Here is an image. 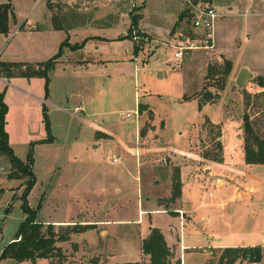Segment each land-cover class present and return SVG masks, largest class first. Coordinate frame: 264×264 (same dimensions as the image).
<instances>
[{
  "label": "rangeland",
  "instance_id": "obj_1",
  "mask_svg": "<svg viewBox=\"0 0 264 264\" xmlns=\"http://www.w3.org/2000/svg\"><path fill=\"white\" fill-rule=\"evenodd\" d=\"M134 1L136 5L133 0L79 4L68 8L63 18L58 8L56 20L49 19L46 0H14L30 23L40 17L44 25L54 20L68 25L41 39L23 30L13 39L1 37L7 41L0 63L35 64L37 57L39 62L56 58L47 83L44 77L0 76L8 146L20 161L29 156L33 160L35 183L26 205L37 210V221L52 224L60 235L72 227L79 229L56 243L58 256L35 264H99L102 257L107 264L138 258L146 264L138 232L149 230L148 214H139L145 193H152L149 180L161 166L177 169L191 162L193 173L181 183L188 198L184 202L192 205L191 221L182 228V239L191 250L183 255L182 264H216L225 247H264V165L245 163L242 129L247 116L264 137V88L257 84L264 77V0ZM188 2L213 6L221 16L215 21L213 48L184 51L180 68L175 69L173 44L179 45L180 37L173 43L163 29L172 32L180 10L190 15ZM231 4L233 11L228 10ZM142 14V27L151 39L138 24L132 27L131 17ZM188 16L175 25V33L198 34L201 44V34L186 22ZM90 35L93 38L86 39ZM40 40L50 48L37 51ZM59 41L66 43L62 51ZM93 59L105 62L85 68L82 62ZM227 60L232 72L221 90L222 77L206 79L207 68L223 66ZM244 66L250 77L239 86L235 68ZM0 73H5L1 64ZM205 84L219 96L216 103L203 108L184 99L201 93ZM139 104L146 108L139 112ZM206 118L215 122V128L205 126ZM93 125L115 134L117 140L98 142ZM218 128L221 160H209L213 163L204 168L190 153L201 159L204 154L215 156ZM110 153L121 156L122 173V163H111ZM9 172L10 165L0 157V253L27 217L25 182L9 177ZM115 172L119 177L112 175ZM219 179L225 185L221 182L216 188ZM165 187L160 180L155 194L164 195ZM200 203L207 206L198 208ZM124 220L140 221L120 222ZM84 221L97 227H84ZM103 229L106 235L101 234ZM0 264L14 262L6 259Z\"/></svg>",
  "mask_w": 264,
  "mask_h": 264
},
{
  "label": "trees",
  "instance_id": "obj_2",
  "mask_svg": "<svg viewBox=\"0 0 264 264\" xmlns=\"http://www.w3.org/2000/svg\"><path fill=\"white\" fill-rule=\"evenodd\" d=\"M189 14L187 11H183L177 19V23L185 19ZM190 15L186 22L190 24ZM140 16L133 15L132 27L137 26ZM10 21H15V15L13 13L12 6L8 0L7 3H0V34H8ZM193 35V34H192ZM128 37L132 36L128 34ZM66 43H62L59 50ZM58 56V55H57ZM55 56V57H57ZM56 59V58H55ZM55 59L51 58L46 62L35 64L24 63H0L3 67L5 77H44L46 83L48 82L47 72L53 68ZM232 72V63L227 60L223 66L210 65L207 68V77H215L220 75L222 77V84L220 89L223 90L226 84V79ZM257 84L264 88V77H260L257 80ZM210 85H204L201 93L195 94L192 97H186L185 100L196 98L198 100L199 107L206 104H213L219 99L217 94H212L209 90ZM146 107L143 104H139V112ZM7 108L3 102V93H0V157L4 158L10 165L9 177L21 178L25 182V191L23 194L24 205L23 210L27 213L26 219L20 224V227L15 235V238L9 243L0 253L1 260H12L14 264H20L29 261L33 264L38 259H51L59 255L60 248L56 246L57 242H63L69 239V235L73 232H77L79 229L67 230L63 234H58L54 231L52 224H45L37 221V210H32L26 205V197L32 189L35 179L32 172L33 160L29 156L26 162H22L17 159L10 147L8 146L7 132L5 131V116ZM243 132H244V159L245 163L264 165V137L260 136L254 129L252 122L245 116L243 118ZM46 127L48 126L47 118L45 116ZM205 126L215 128V125L209 120L205 119ZM220 128H218V134L216 137V148L218 153L215 156L204 154L203 158L215 162L221 160L222 146L219 142ZM142 130L140 135H144ZM50 141V140H49ZM181 182L179 179V172H175L172 178V194L168 201H174L180 196ZM82 229V228H81ZM141 253L147 257L146 264H181L180 260H175V254L173 250L167 245L165 238L158 228L150 229L149 234L141 242ZM117 264H141V262H124ZM216 264H264V247L260 246H248V247H225L221 250V254Z\"/></svg>",
  "mask_w": 264,
  "mask_h": 264
},
{
  "label": "crops",
  "instance_id": "obj_3",
  "mask_svg": "<svg viewBox=\"0 0 264 264\" xmlns=\"http://www.w3.org/2000/svg\"><path fill=\"white\" fill-rule=\"evenodd\" d=\"M99 1L100 0H91V1L90 0H46L47 10L49 13L48 17H49V19L53 18V19L57 20L58 17L55 18V16H54V9H58V8L61 9L60 15L63 18L64 15L67 14L66 10L72 6H78L79 4L80 5L83 4V5L87 6V5H92L95 2L101 3ZM186 1H188V0H186ZM7 2H8V0H0V3H7ZM9 2L12 6L13 13L15 15V21H10L8 34H6V35L0 34V50L2 49L5 41H7L11 36H12L11 38L13 39V36H16L22 30L25 33L35 35L36 37L42 38L43 36L49 35L50 33H57V32L59 33L61 31H65L66 27L68 26L67 24L65 25V24L55 22V20L53 23L51 21H49L48 24L44 25V24L40 23V17L36 21L30 23V22H28V19L26 17L24 18L23 15H21L19 13V10L17 9L16 4L14 3V0H9ZM133 2H134L133 5H136L134 0H133ZM142 5H144V3H142ZM115 9H117V10H115V13H119L118 12L119 7L117 6ZM228 10L229 11L235 10V6L233 4H231L230 6H228ZM81 11H82V9H81ZM85 11H88V10L85 9ZM181 11L183 12L184 10L183 9L180 10L179 14L177 13V17L182 13ZM65 17H67V15ZM144 19L145 18L142 14V17L138 23V28L143 34H145V36H147L151 39V38H153L152 35L149 32H147L146 30H144L142 27V21H144ZM176 22H177V18L175 19L173 25L171 26V31H172L171 33L172 34L171 33L168 34V29H163L164 35L167 38L171 37V38H169L171 40V42H173V43L177 42L176 41L177 37L178 38L180 37V39H177V40H180V42L185 41L186 38H189L191 40H196L198 38L197 37L198 34H193V37H192L191 36L192 34L191 35H184L183 33H181V31H179V32L176 31V33H175ZM195 32L197 33V31H195ZM198 33L200 34V32H198ZM1 37L7 38V40H4V39L1 40L2 39ZM89 38H93V36H91V35L87 36L86 39H89ZM98 38H100V37H98ZM59 42H60L59 44L61 46L62 42L61 41H59ZM37 46H38L37 51H43L46 48H50V45L45 46V43H43V42L41 43V40H40L39 44L37 43ZM60 46H59V48H60ZM173 46L175 47L176 45L173 44ZM188 51H190V50H188ZM184 54L185 53H183L182 59L184 58ZM38 60H40V59L37 57V58H34L32 60V62L33 63H41L42 62V61L39 62ZM103 62H105V61L93 59V60H85L82 63H84L85 68H88V65H90V64L96 65V64H102ZM236 69H238L237 76H238L241 69H246L250 74L249 67L244 66L242 68H235V71H236ZM102 94L104 95L105 92L102 91ZM194 94H196V93H194ZM186 97H190V96H186ZM191 100L198 102V100L196 98L191 99ZM207 105H210V104L203 105L202 107L204 108ZM75 109H79V107L76 106ZM212 123L215 124V122H212ZM93 127H95L97 129V130L96 129L95 130L93 129V130H94V132L98 133V136H97L98 142H102L105 139L109 140V141L117 140V136L115 134H112L109 132H103V130L101 131V129L99 127L94 126V125H93ZM161 141L163 142V140H161ZM92 148L95 149V148H97V146L93 145ZM190 155L193 156V159H196L197 161H201V164H203L204 168L207 166H210L213 163V162L206 160L204 158L201 159L199 157L198 153H196V152L191 151ZM112 156H116V157L120 158V161L118 163H114V164H121L122 163V159H121V156L119 154L110 153L111 158H112ZM173 156H174V152H173ZM191 164L194 165L192 162H191ZM192 165L179 167L177 169L176 168L171 169L170 167H167V166H161L158 170H155L156 172H155L153 179L149 180L150 185L148 186V189L151 190L152 193H147V192L145 193L146 194V197H145L146 201L144 204L145 206L144 205L142 206V207H144V209H142V207H141V209L139 208V214L140 213H142V215L148 214L149 219H150L149 224H148L149 230L147 231V233H142L141 228L139 229V232H138V240L140 242L139 243L140 253H141V242L144 238L147 237V235L150 232V229H152V228L160 229V231L162 232V234L165 238L167 245L173 250V252L175 254V260H180L181 264H182V258H183V255L185 254V252L191 250L184 243V241L182 239L183 238L182 237V228H184L185 225L191 221L192 216H190V213L192 212V209L190 210V208L192 205L188 202H184V199L187 200L188 198H186V197L184 198L183 190H181L180 199H177L176 201H168V200L172 194L173 174H175V172L178 171L180 182L184 184V177L187 176V178H188L193 173ZM136 166H138V165H136ZM121 168L122 169H120L121 170L120 173H122L124 171V168H125L124 163L121 164ZM120 173L115 172L112 175L119 177ZM159 179L163 180L165 185H166V187H165L166 193L164 195H158V193L155 194L156 187L160 183ZM221 182H222V184L225 185V181L219 179L216 183V188L219 187ZM115 191L119 192V188L116 187ZM210 193L211 192H209L208 195ZM211 195H212V193H211ZM211 195H209V196H211ZM171 205H173V207H171ZM206 206H207L206 204L200 203L197 207L198 208H201V207L204 208ZM157 215H163V217H156ZM203 218L206 220L209 219L207 216H204ZM139 221L140 220H133V221L124 220V221H120V222L132 223V224L138 225ZM96 225H97V223L90 222V221H84V223H83L84 227H92V226H96ZM177 226L179 227V232H178ZM101 234L106 235L107 231L103 229V230H101ZM142 257H144V259H146L145 261L147 262V257H145L144 255H142ZM140 260H141V258H140ZM140 260H139V258L136 260L125 259V262H140ZM107 262H108V259L102 257L99 261V264H107ZM121 263H124V261Z\"/></svg>",
  "mask_w": 264,
  "mask_h": 264
},
{
  "label": "built area",
  "instance_id": "obj_4",
  "mask_svg": "<svg viewBox=\"0 0 264 264\" xmlns=\"http://www.w3.org/2000/svg\"><path fill=\"white\" fill-rule=\"evenodd\" d=\"M191 8L190 12V24L191 27L201 34V44H197L199 40H191L186 38L185 41H181L179 45L175 46L174 53V65L175 69L180 68V60L182 59L183 52L186 50H196V49H212L213 41L215 36V21L221 16V13L216 10L213 6H201L195 5L192 2H188ZM151 138V135H148ZM112 163H118L120 161L119 157L112 156ZM165 162V160H163ZM211 195V193L209 194Z\"/></svg>",
  "mask_w": 264,
  "mask_h": 264
},
{
  "label": "water",
  "instance_id": "obj_5",
  "mask_svg": "<svg viewBox=\"0 0 264 264\" xmlns=\"http://www.w3.org/2000/svg\"><path fill=\"white\" fill-rule=\"evenodd\" d=\"M250 77L249 72L246 69H241L237 79H236V84L239 86H242L243 83Z\"/></svg>",
  "mask_w": 264,
  "mask_h": 264
}]
</instances>
